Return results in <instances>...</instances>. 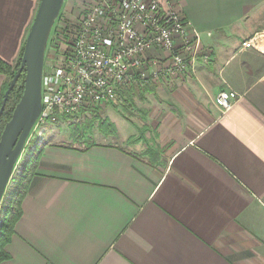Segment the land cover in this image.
<instances>
[{"label": "crops", "instance_id": "crops-1", "mask_svg": "<svg viewBox=\"0 0 264 264\" xmlns=\"http://www.w3.org/2000/svg\"><path fill=\"white\" fill-rule=\"evenodd\" d=\"M38 4L0 0V59L11 67ZM180 7L211 62L171 82L168 109L153 107L157 150L130 153L123 143L139 141L116 127L86 146L45 142L0 264H264V52L240 50L264 35V0ZM225 89L240 98L220 114Z\"/></svg>", "mask_w": 264, "mask_h": 264}, {"label": "built area", "instance_id": "built-area-1", "mask_svg": "<svg viewBox=\"0 0 264 264\" xmlns=\"http://www.w3.org/2000/svg\"><path fill=\"white\" fill-rule=\"evenodd\" d=\"M180 2L65 0L47 40L41 111L24 151L34 135L41 148L49 127L68 123L83 111L122 106L133 88L185 83L195 78L199 66L209 65V50L185 19ZM248 49L263 53L264 35L241 42L240 50ZM239 98L225 89L213 103L224 114Z\"/></svg>", "mask_w": 264, "mask_h": 264}, {"label": "rangeland", "instance_id": "rangeland-1", "mask_svg": "<svg viewBox=\"0 0 264 264\" xmlns=\"http://www.w3.org/2000/svg\"><path fill=\"white\" fill-rule=\"evenodd\" d=\"M178 86L177 84L173 85L169 82H164L161 85L150 84L138 89L133 88L130 93L125 94L126 99L122 106L109 105L83 111L68 123L49 127L44 133L42 140L46 143L86 146L91 142L102 140L101 136H106L107 133L105 125L107 122L111 123L110 121H112L114 125L111 124L120 133L124 135L134 133L132 139L139 141V146L136 147L130 144L131 141L123 143L130 153L141 155L143 152L144 154L147 151L153 152L157 150V137L149 125L150 118L148 116L152 113L154 106L168 109L169 102L164 99V96ZM38 141L39 138L34 135L33 141L29 142L25 147L23 156L16 165L17 171H20L19 173L30 162H33L35 153L39 150V147L35 145ZM45 142H43V145ZM117 143L121 144L120 141Z\"/></svg>", "mask_w": 264, "mask_h": 264}, {"label": "water", "instance_id": "water-1", "mask_svg": "<svg viewBox=\"0 0 264 264\" xmlns=\"http://www.w3.org/2000/svg\"><path fill=\"white\" fill-rule=\"evenodd\" d=\"M65 0H39L29 28L19 67L3 95L0 116L11 90L23 74V90L11 118L0 133V206L35 121L41 111L44 54L52 26Z\"/></svg>", "mask_w": 264, "mask_h": 264}, {"label": "trees", "instance_id": "trees-1", "mask_svg": "<svg viewBox=\"0 0 264 264\" xmlns=\"http://www.w3.org/2000/svg\"><path fill=\"white\" fill-rule=\"evenodd\" d=\"M23 46L20 56L13 67L0 59V74L4 75L8 79V82H6L0 89V107L2 104L3 95L9 85V82L19 67ZM22 90L23 74L20 76L14 88L11 90L5 103L3 112L0 116V133L6 122H8L11 118L13 109L19 101ZM105 126L107 127L106 132L109 133V135L113 137L117 136L116 129L111 123L107 122ZM35 159L36 157L34 156L33 161H35ZM32 163L33 162H30L25 169L23 168L24 170H22L21 173L13 174L0 206V263L8 260L9 258L5 251V247L10 242L11 237L14 234V226L21 216V201L27 191V181L29 176L32 174Z\"/></svg>", "mask_w": 264, "mask_h": 264}]
</instances>
